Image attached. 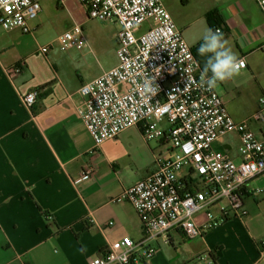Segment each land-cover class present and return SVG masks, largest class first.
I'll use <instances>...</instances> for the list:
<instances>
[{
    "label": "crops",
    "instance_id": "obj_1",
    "mask_svg": "<svg viewBox=\"0 0 264 264\" xmlns=\"http://www.w3.org/2000/svg\"><path fill=\"white\" fill-rule=\"evenodd\" d=\"M73 1L57 5L70 9ZM162 1L200 71L197 48L208 29L220 27L227 46L246 59L247 67L216 90L235 120L249 119L264 96V15L257 0ZM36 28H0V264H90L126 234L136 245L127 264H264L261 192L244 197L245 215L203 235L175 229L168 239L147 238L134 206L120 196L158 170L167 142H147L133 125L96 145L77 111L79 89L118 57L97 71L87 58L92 46L42 52ZM31 89L37 100L27 107L23 95ZM252 125L264 131V123ZM229 134L239 146L237 133ZM226 136L218 143L239 160L238 146ZM150 247L155 253L148 257Z\"/></svg>",
    "mask_w": 264,
    "mask_h": 264
},
{
    "label": "built area",
    "instance_id": "obj_2",
    "mask_svg": "<svg viewBox=\"0 0 264 264\" xmlns=\"http://www.w3.org/2000/svg\"><path fill=\"white\" fill-rule=\"evenodd\" d=\"M81 1L88 18L119 26L117 65L79 89L83 98L77 111L95 144L140 125L147 142L169 146L158 158V170L120 196L134 206L147 238L168 239L175 229L200 236L228 218L245 215L244 197L264 193V131L252 125L264 123V96L249 119L235 120L216 89H201L193 50L162 0ZM257 2L264 15V0ZM40 11V0H0V28L30 32L46 20L38 17ZM56 41L65 51L90 46L82 22H74ZM239 60L246 68V59ZM36 100L35 89L23 95L27 107ZM229 133L238 135L239 160L214 146ZM135 247L126 234L90 264H127ZM144 253L151 257L155 249Z\"/></svg>",
    "mask_w": 264,
    "mask_h": 264
},
{
    "label": "rangeland",
    "instance_id": "obj_3",
    "mask_svg": "<svg viewBox=\"0 0 264 264\" xmlns=\"http://www.w3.org/2000/svg\"><path fill=\"white\" fill-rule=\"evenodd\" d=\"M70 3V0H67ZM80 1L74 0L70 9L57 5V0H44L42 3V13L38 16L40 19L46 18L41 25L34 31L35 36L40 41V44L47 45L50 42H55L50 48L51 50L61 49L57 44L59 34L68 29L75 20L82 21L83 32L89 40L92 53L87 58L97 71L101 67H111L117 63V31L119 26L117 23L103 21L95 18H88L86 11L79 9ZM73 10V11H70ZM142 27H146L143 24ZM231 99V98H228ZM259 99V98H258ZM164 122H160V125ZM231 141L234 146H238V140L234 134H229L225 138ZM153 142V141H152ZM214 146L217 149L225 150L222 143L215 142ZM230 151V150H229ZM141 171L146 172L148 168H142Z\"/></svg>",
    "mask_w": 264,
    "mask_h": 264
},
{
    "label": "clouds",
    "instance_id": "obj_4",
    "mask_svg": "<svg viewBox=\"0 0 264 264\" xmlns=\"http://www.w3.org/2000/svg\"><path fill=\"white\" fill-rule=\"evenodd\" d=\"M197 55L203 58L199 86L205 91H212L240 73L243 62L227 46L223 33L208 29L201 37Z\"/></svg>",
    "mask_w": 264,
    "mask_h": 264
}]
</instances>
